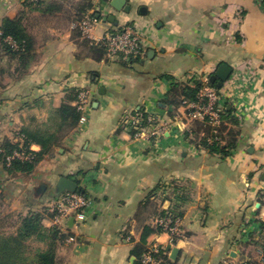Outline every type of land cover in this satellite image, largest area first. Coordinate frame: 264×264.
Segmentation results:
<instances>
[{"label": "crops", "instance_id": "0c3cea01", "mask_svg": "<svg viewBox=\"0 0 264 264\" xmlns=\"http://www.w3.org/2000/svg\"><path fill=\"white\" fill-rule=\"evenodd\" d=\"M90 1L87 12L99 18L94 38L115 27H138L144 43L138 60L112 61L81 33L80 8ZM126 5L128 11L109 0H40L38 6L0 0V25L21 17L35 41V58L23 66L0 35V145L18 139L22 128L53 130L71 91L92 93L85 119L64 131L31 174L9 173L0 162V233H16L30 211L44 212V224L53 226L47 207L58 196L54 185L61 176H79L89 199L86 218L61 226L67 238L58 246L57 264H136L133 249L164 212L180 218L182 236L171 240L155 231L147 245L165 248L173 264H264L262 0ZM222 63L233 69L220 90L237 120L222 123L218 143H234L227 152L204 146L207 138L195 122L186 127L191 135L177 128L172 116L185 108L165 102L172 88L167 76L205 83ZM133 109L158 116L167 123L164 132L136 137L124 122Z\"/></svg>", "mask_w": 264, "mask_h": 264}, {"label": "trees", "instance_id": "16d2710c", "mask_svg": "<svg viewBox=\"0 0 264 264\" xmlns=\"http://www.w3.org/2000/svg\"><path fill=\"white\" fill-rule=\"evenodd\" d=\"M262 2L264 4V0ZM27 3L38 6L40 0L37 2L27 1ZM91 7V1L83 5L80 8L79 17L81 18ZM94 15L96 16V12H94ZM0 35L8 51L14 56H17L23 66H27L34 60L35 41L28 33L21 17L15 19L5 18L0 25ZM8 37L16 43L15 47L6 41ZM99 48L104 51L103 48ZM138 59L139 56L125 62H133ZM167 78L172 80V88L165 102L175 108L181 107L184 102L197 100L198 93L204 85V82L199 78H195L192 81H181L173 76H167ZM209 83L215 85L210 81ZM78 93L79 91H71L68 100L64 101L57 109L56 115L59 121L53 130L49 128H22L16 133L18 139L12 140L5 138L2 141L0 145V162L9 173L31 174L37 164L46 155H50L54 147L61 142L64 131L70 130L78 125L82 117V112L78 110L76 105L70 103V101L77 99ZM231 113L232 110L226 106L222 118L223 120L228 119L232 124H236L237 120L231 116ZM195 123L197 125L195 127L196 132H205L207 134L206 138L213 135L211 126L201 122ZM225 129L226 127L223 125L218 128L219 136L223 135L222 133ZM228 134L235 139L234 137L238 133L230 129ZM203 142V145L209 147L212 151L221 152H227V149L234 144L228 143V145L222 146L218 141L209 143L207 139L203 140ZM33 144H38L41 149L39 151L31 150ZM15 151L29 153V158H14L8 164L7 156L13 154ZM70 178H74L76 182L80 183L79 176H71ZM76 192L88 198L87 191L83 186L80 185V189ZM50 215L53 216V214ZM164 215H166V212H164ZM44 218V212L30 211L21 217L16 233L9 235L0 233V264H57L58 246L67 238V234L57 225L46 226L44 224ZM155 231L162 232V227L158 226L156 229L145 227L140 243L133 249V254L137 258L136 264H146L144 262V256L149 252L147 238ZM155 255L162 259L161 264H173L165 248H161Z\"/></svg>", "mask_w": 264, "mask_h": 264}, {"label": "built area", "instance_id": "2783aa9c", "mask_svg": "<svg viewBox=\"0 0 264 264\" xmlns=\"http://www.w3.org/2000/svg\"><path fill=\"white\" fill-rule=\"evenodd\" d=\"M29 2H37L39 0H27ZM99 22V18L94 12H86L82 15L77 23V28L85 37L93 38L95 45L104 49L106 56L112 61H129L131 58L144 54V43L141 33L135 25L127 24L121 27H115L108 30L100 38L92 36L95 26ZM13 47L16 43L10 38H6ZM92 93L88 89H82L78 93L75 105L82 112L81 120L85 119V112L91 104ZM224 95L216 85H211L208 80L198 93V99L191 102H184L185 108L183 114L173 115L175 126L184 128L191 135V128H186L189 123L201 122L212 127L213 135L207 137L210 143L220 141L218 128L223 123L222 115L225 111ZM124 122L131 127L136 137H155L161 135L165 128V122L154 114L146 113L133 109L126 112ZM203 136H207L203 132ZM33 146V145H32ZM31 146V150L32 149ZM14 158H29V153L15 151L7 156V163L10 164ZM89 204V199L77 192H67L55 197L47 207V212L53 214V225L59 227L65 225L70 218L83 221L86 218L85 208ZM157 226L162 227V232H167L171 240H175L182 236L183 230L180 224V218L174 214H166L157 219ZM162 247L158 244L149 246V252L144 256L146 264H161L162 259L155 254ZM264 256V250L261 251Z\"/></svg>", "mask_w": 264, "mask_h": 264}, {"label": "water", "instance_id": "95a60500", "mask_svg": "<svg viewBox=\"0 0 264 264\" xmlns=\"http://www.w3.org/2000/svg\"><path fill=\"white\" fill-rule=\"evenodd\" d=\"M109 2L110 5L117 10H121L124 8L125 10L128 11L130 9V6L126 5L127 0H109ZM98 16L100 15L98 14ZM112 19L113 17H109V20ZM232 71L233 69L231 66H229L226 63H222L219 65L215 73L210 76L209 81L215 84L220 89L223 87L224 83L229 79ZM79 189H80V185L78 182H76L74 178L61 176L59 177V179L57 180L56 184L53 187V193L55 195H60L67 192H76ZM73 220L74 218L72 217L70 221L72 222ZM171 252H172L171 257L175 259L178 253V249L174 248L171 250ZM131 261L133 263L134 257L131 258Z\"/></svg>", "mask_w": 264, "mask_h": 264}, {"label": "rangeland", "instance_id": "374dc122", "mask_svg": "<svg viewBox=\"0 0 264 264\" xmlns=\"http://www.w3.org/2000/svg\"><path fill=\"white\" fill-rule=\"evenodd\" d=\"M136 27H137V26H136ZM137 28H138V27H137ZM104 31H105V30H104L102 27H98V28L96 29V33H97V34H103ZM88 108H89V107H88ZM88 108H87V109H88Z\"/></svg>", "mask_w": 264, "mask_h": 264}]
</instances>
